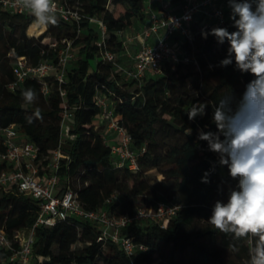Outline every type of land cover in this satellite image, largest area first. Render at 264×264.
Returning <instances> with one entry per match:
<instances>
[{
  "label": "trees",
  "instance_id": "1",
  "mask_svg": "<svg viewBox=\"0 0 264 264\" xmlns=\"http://www.w3.org/2000/svg\"><path fill=\"white\" fill-rule=\"evenodd\" d=\"M60 1L83 14L80 25L58 18L44 32L45 27L35 22L29 10L20 14L0 4V132L14 126L21 136L17 142H33L41 160L60 149L65 156L56 171L60 188L69 186L86 210L105 208L119 217L159 202L176 203L180 209L165 227L147 222L123 229L122 236L147 247L145 252L128 256L118 244L99 241L100 229L89 221L72 217L51 228L35 227L39 202L12 188L1 190L0 229L14 249L19 250L34 229L30 264H154V255L162 264H248L246 242H237L239 251L232 253L228 248L231 238L207 222L214 203L227 202L229 185L234 188L238 181L230 178L227 166L219 165L218 154L209 151L207 141L198 139L200 129L217 130L210 102L230 91L238 100L253 79L237 70L234 61L220 66L227 56L228 41L220 44L212 35H199L190 45L175 35L172 40L192 60L166 62L160 75L139 82L120 72L117 65L124 66L122 57L127 54L121 34L135 20L145 19L146 0ZM162 1L172 12L182 2ZM223 6L226 21L219 27L235 31L227 0ZM101 25L106 29V48L98 45ZM45 38L54 39L57 47L43 44ZM63 39L71 42L74 52L65 68L64 83L51 74L44 83L28 78L15 91L9 90L15 80L16 58L25 57L33 66L57 63ZM104 50L115 55L117 65L104 60ZM28 88L36 92L33 103L22 98ZM99 96L111 100L120 125L131 136V148L138 155L137 171L117 166L101 124ZM195 103L206 105L205 115L189 120L186 111ZM65 110L72 114V127L63 141ZM4 152L0 142V155ZM42 164L47 167L49 161ZM9 169L11 165L0 162V172ZM151 170L158 171L162 180L152 184ZM206 172L209 182L203 183ZM12 254L0 248V264H18L10 262Z\"/></svg>",
  "mask_w": 264,
  "mask_h": 264
},
{
  "label": "built area",
  "instance_id": "2",
  "mask_svg": "<svg viewBox=\"0 0 264 264\" xmlns=\"http://www.w3.org/2000/svg\"><path fill=\"white\" fill-rule=\"evenodd\" d=\"M224 0H182L178 7L179 12H171L164 3L158 12L150 11L144 26L135 36L124 37L121 34L124 46L128 47L133 42L140 43L139 50L135 56L133 67H125L116 64L115 55L104 50L103 58L107 62L117 65L118 70L127 77L141 82L146 76H158L162 72L164 63H188L192 59L182 51L178 42L172 40L177 35L179 38L192 45L202 32H208L214 27H219L226 21L223 6ZM58 18L64 23L80 25L83 14L74 8H69L60 0H55ZM0 4L7 10L16 13H25L28 9L22 6L23 0H0ZM172 20L175 23H172ZM194 26V27H193ZM99 46L106 48L104 25ZM154 38V43L149 40ZM50 46L57 47L58 43L50 39ZM64 47L59 52L57 63L42 62L33 66L25 57H19L14 62L15 80L9 85V90L15 91L26 79H36L41 83L47 76L55 74L59 83H64L65 68L74 58L71 42L62 40ZM44 94L48 90L45 86ZM65 96V92H62ZM97 105L101 110V121L107 120L104 135L107 138L117 166H127L131 171L138 170V155L131 148V136L120 125L119 117L114 110L108 107L107 98L99 96ZM72 114L65 110L63 113V124L70 120ZM111 134L115 138L111 139ZM20 133L10 126L0 132V142L5 146V152L0 155V162L11 165V169L0 172V191L14 189L18 194L31 196L40 204L38 218L35 224L47 228L54 227L60 221L69 218H77L96 224L100 229L99 241H111L118 244L128 256L136 252H145L147 247L136 244L130 237L122 236L123 229L133 224L152 222L165 227L176 215L180 206L172 202H159L153 207H140L133 215L111 216L103 208L97 211L84 209L77 194L69 187L60 188L59 178L56 171L60 167L61 159L65 156L59 150L53 152L51 157L40 159L39 147L33 142L23 140L17 142ZM43 161H49L47 167ZM34 229L30 235L22 240L21 248L15 250L12 241L6 233L0 229V248L13 251L10 262L18 264H30L32 256Z\"/></svg>",
  "mask_w": 264,
  "mask_h": 264
},
{
  "label": "clouds",
  "instance_id": "3",
  "mask_svg": "<svg viewBox=\"0 0 264 264\" xmlns=\"http://www.w3.org/2000/svg\"><path fill=\"white\" fill-rule=\"evenodd\" d=\"M227 4L235 31L214 27L202 35H212L220 44L227 40V56L220 66L234 61L237 70L253 79L238 100L230 91L210 102L217 130H199L198 139L207 141L209 151L218 154L219 165L227 166L230 178L238 181L234 188L229 185L227 202L214 203L207 222L231 238L228 248L232 253L239 251L237 242H246L248 264H264V0H227ZM22 6L37 24L48 27L58 23L55 0H23ZM21 95L26 103L37 99L32 88ZM205 108L203 103L192 104L186 111L188 119L205 115ZM208 176L206 172L203 183L209 182Z\"/></svg>",
  "mask_w": 264,
  "mask_h": 264
},
{
  "label": "crops",
  "instance_id": "4",
  "mask_svg": "<svg viewBox=\"0 0 264 264\" xmlns=\"http://www.w3.org/2000/svg\"><path fill=\"white\" fill-rule=\"evenodd\" d=\"M162 4H164V3L161 2V0H146L145 6H146V9H147V12H146L145 19L143 21L135 20L133 22V25L130 28H128L126 31L123 32L124 36L125 37H128V36L132 35V34H130L132 31H134L136 29H139L140 30L144 26L145 21L148 18L149 12L150 11L158 12L160 10ZM169 10H170V8H169ZM176 12H179V10H176L175 13ZM46 30H47V27L44 28V32ZM154 41H155L154 38H152L151 40H149V42L151 44H153ZM135 44H137V47L134 46ZM139 46H140L139 41L138 42H133V43H131V44L128 45V47H133L135 49L137 48L138 50H139ZM122 58H123V64L124 63H127V64H124L125 67H133L134 62H135V56H133V53L130 52L129 48L127 49V54H125ZM101 124L104 125V122L101 121ZM111 136H112L111 139H114L115 138V134H111Z\"/></svg>",
  "mask_w": 264,
  "mask_h": 264
},
{
  "label": "rangeland",
  "instance_id": "5",
  "mask_svg": "<svg viewBox=\"0 0 264 264\" xmlns=\"http://www.w3.org/2000/svg\"><path fill=\"white\" fill-rule=\"evenodd\" d=\"M161 2H163L162 0H161ZM164 3V2H163ZM139 32V29H136V30H134V31H132L130 34H132V35H130V36H135V34H137ZM40 36V35H39ZM39 36H35V37H39ZM125 37V36H124ZM50 39L51 38H45V39H43L42 40V43L43 44H46V45H49V43H50ZM54 42V39H51V42ZM135 47H137V44H135L134 45ZM133 46V47H134ZM133 47H128L129 48V50H130V52L131 53H133V56H136V54H137V52H138V49L136 48H133ZM127 48V49H128ZM126 49V50H127ZM124 56V55H123ZM122 61H123V58H122ZM132 62V61H131ZM130 62V63H131ZM94 63V65H95V62H93ZM124 64H127V63H124ZM107 104H108V107L111 109L112 108V102H111V100H107ZM113 109V108H112ZM103 122H104V129L107 127V124H108V121L107 120H103ZM72 127V124H71V120H68L64 125H63V130H62V138H63V141H65L66 140V138H67V132H68V130L70 129ZM148 178H149V180H150V182L152 183V184H155V183H157V182H159L160 180H162V176L158 173V171H156V170H151V171H149L148 172ZM199 224H201V225H205V223H203V222H200ZM153 258L155 259V262H154V264H162V263H160V261L158 260V259H156V255H154L153 256Z\"/></svg>",
  "mask_w": 264,
  "mask_h": 264
}]
</instances>
